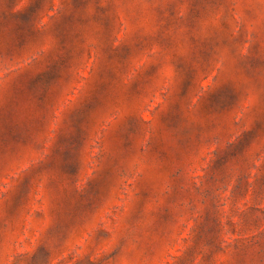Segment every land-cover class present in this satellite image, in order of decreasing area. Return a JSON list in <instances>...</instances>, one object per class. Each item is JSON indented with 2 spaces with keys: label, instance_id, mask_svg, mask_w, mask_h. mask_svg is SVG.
<instances>
[{
  "label": "rangeland",
  "instance_id": "rangeland-1",
  "mask_svg": "<svg viewBox=\"0 0 264 264\" xmlns=\"http://www.w3.org/2000/svg\"><path fill=\"white\" fill-rule=\"evenodd\" d=\"M0 264H264V0H0Z\"/></svg>",
  "mask_w": 264,
  "mask_h": 264
}]
</instances>
